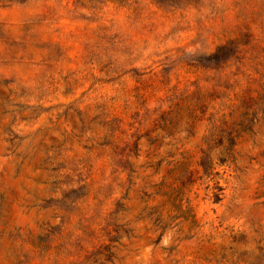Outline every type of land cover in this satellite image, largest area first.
Returning a JSON list of instances; mask_svg holds the SVG:
<instances>
[{
	"label": "rangeland",
	"instance_id": "1",
	"mask_svg": "<svg viewBox=\"0 0 264 264\" xmlns=\"http://www.w3.org/2000/svg\"><path fill=\"white\" fill-rule=\"evenodd\" d=\"M0 264H264V0H0Z\"/></svg>",
	"mask_w": 264,
	"mask_h": 264
},
{
	"label": "trees",
	"instance_id": "2",
	"mask_svg": "<svg viewBox=\"0 0 264 264\" xmlns=\"http://www.w3.org/2000/svg\"><path fill=\"white\" fill-rule=\"evenodd\" d=\"M219 189L221 190V188H219ZM217 200H220V196H219L218 194L216 195V201H217ZM191 211H192V210H191Z\"/></svg>",
	"mask_w": 264,
	"mask_h": 264
}]
</instances>
